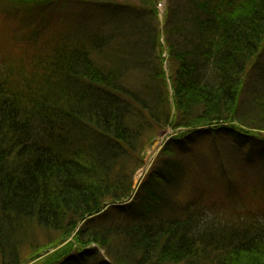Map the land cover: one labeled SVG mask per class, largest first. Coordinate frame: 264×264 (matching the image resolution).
Listing matches in <instances>:
<instances>
[{
  "label": "trees",
  "instance_id": "16d2710c",
  "mask_svg": "<svg viewBox=\"0 0 264 264\" xmlns=\"http://www.w3.org/2000/svg\"><path fill=\"white\" fill-rule=\"evenodd\" d=\"M6 1L14 16L57 0ZM175 5L181 21L165 31L171 91L162 50L158 63L135 61L156 87L137 91L122 60L139 44L110 56L99 30L46 36L40 20L17 37L26 44L21 56L0 45V264H24L58 246L39 264H264V223L209 227L197 208L163 197L182 180L174 154L189 138L223 134L264 156L256 133L264 131V84L251 105L244 97L264 41V0ZM153 42L160 47L158 35ZM153 124L186 131L169 139L133 195L142 158L128 174L129 159H138Z\"/></svg>",
  "mask_w": 264,
  "mask_h": 264
},
{
  "label": "rangeland",
  "instance_id": "374dc122",
  "mask_svg": "<svg viewBox=\"0 0 264 264\" xmlns=\"http://www.w3.org/2000/svg\"><path fill=\"white\" fill-rule=\"evenodd\" d=\"M182 1L184 0H99L97 4L90 2L91 5H83L79 0L67 2L57 0L38 11L31 10L29 13L11 16L13 14L9 12L10 6L7 1L0 0V45L2 44L4 54L14 53L21 56L26 44L24 47L16 41L17 37L31 33V26L40 20L45 22L46 36L65 31L84 33L99 30L101 38L106 42H101L99 48L110 56L119 52L117 49L124 50L121 46L130 48L129 43L139 44L137 50H130L129 52H133L124 56L122 60L129 61V69L132 70L129 73L128 85L131 84L132 89L137 91H143L145 88L149 90L147 92L154 93L156 92L154 83L137 68L135 61L142 60L145 65L143 60L148 57L154 58L158 63V52L162 50L163 68L168 81L171 67L167 43L169 37H166L165 31L170 29L171 22L181 21L179 14L182 12H175L174 8L175 4ZM88 6L91 7L90 10ZM171 12L178 16L174 18ZM157 35L161 48L153 42ZM108 47L110 48L107 49ZM250 66L244 93L245 106L251 105L250 97L257 94L260 86L264 84V41L262 49L251 61ZM257 76L259 77L256 78ZM168 84V91H171L169 81ZM171 113L174 115V108L171 109ZM184 131L186 129H173L171 126L162 128L160 124H153L151 127L147 125L140 138L141 144L138 147L141 150L138 159L136 157L133 160L129 159L131 162L129 161L128 174L133 164L142 158V166L135 170L132 178L133 181L138 180L137 184H133V195L150 172L165 144L170 138ZM256 133L264 137V131ZM189 140L187 146H176L174 161L180 166L178 173L182 180L177 181V186L167 185L166 194L163 195L166 201L169 204L177 202L197 208L200 223L209 227L225 229L233 226L231 222L241 224L251 218L264 223V156L250 154V146L232 143L223 134L215 136L203 134L199 138L192 137ZM175 167L177 170L178 166ZM131 201L132 198L124 203ZM60 247L48 249L47 255ZM27 248L29 247L24 246L22 250L29 251ZM45 253H41L42 256L36 259L28 257L24 264H39L47 256ZM99 255L106 257L102 250H99Z\"/></svg>",
  "mask_w": 264,
  "mask_h": 264
}]
</instances>
